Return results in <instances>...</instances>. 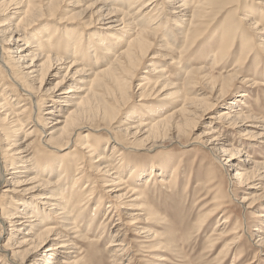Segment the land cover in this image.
Here are the masks:
<instances>
[{"label": "bare ground", "instance_id": "obj_1", "mask_svg": "<svg viewBox=\"0 0 264 264\" xmlns=\"http://www.w3.org/2000/svg\"><path fill=\"white\" fill-rule=\"evenodd\" d=\"M67 1L69 0H0V264L2 262L4 264H51L43 258L45 255L55 259L64 250L75 249L77 241L85 238V234L81 235L83 231L79 225L85 223L89 202L95 199L93 196L97 192L99 180H101L100 178L105 179L104 177H109L110 180L104 181L100 187L110 201L102 225L105 224L104 226H106L103 233L114 232L110 238V247L113 248V257L116 260L114 264H122L128 256L129 229L125 231L121 225L126 228L137 225L135 232L129 231V233L137 234L150 243V245L147 244L148 246H139V248L149 250L151 253V260L148 261V264H170L171 261L168 257L173 255L172 253L175 251L176 239L170 233L153 229L155 225L162 228L167 227L166 221L146 206L143 191L139 190V188L150 187V184H155V170L150 169L152 165L143 167L146 169L144 170L136 163L128 162L127 155L137 149H145L151 152L158 147L159 135L167 129L170 132L173 129L177 131V134L171 135L174 137L169 140L172 143H180L183 133L186 134L184 127L192 125L193 120L197 118L195 116L197 113L206 114L214 107L224 106L225 108L219 112L218 116L209 118L210 122L215 125L193 144L203 146L212 155L214 160L224 169L230 185H233L235 181L239 188L244 189L257 178L264 180V164L248 160V158L242 160L241 158L245 154L241 148L236 146L237 142L233 143L229 139H223V135L227 131L238 133V135L245 133L247 138L264 139V125L261 124L263 121L247 109L245 102V85L256 87L255 78L257 77V72L246 75L247 71L244 68L253 52L249 43L240 44L242 46L240 55L234 61L232 70L227 71L222 68L229 59L236 56L237 42L235 39L238 35L242 37L246 35L245 26L254 34L263 37L264 24L255 20L253 15L248 16L252 8L247 6L243 14L246 17L240 19L237 17L241 25L236 27L238 23L235 16L243 4L242 0H74L71 2L73 5H70L73 7H71L69 18L84 20L82 25L86 27L96 28L99 23L104 25V29H100L90 36L91 38L94 37L96 41L85 47L84 33L77 34L74 32L75 30L63 32L65 29H61L58 22L50 24L61 6ZM260 1L262 4H258L264 7V0ZM166 6L173 9L170 13L172 16L171 25L179 28L175 31V28L172 29L164 21L163 12ZM225 14L227 16H225L223 28L219 35L220 40L213 47L211 57L213 68H219L224 62L221 67L222 72L219 76H212V74L207 73V75L204 74L205 78H203L206 85H211L210 97L213 102L204 103L201 97L205 91H190L192 88H198L197 80L201 79L199 78L201 69L184 71V67H182L186 77L187 86H185L188 89L184 86L187 91L183 97L184 102L178 110L166 115L160 114L161 111L156 114L148 112V116H128L130 121L126 119L128 122L121 128H116L114 124L134 95L133 80L135 75L146 63L151 48L159 44L164 52H172L173 55H176L178 50H174L171 45L182 43V49L177 52V56L173 60L176 61L177 66H183L189 59V53H192V47L201 39L200 34L209 19L214 22ZM60 20L66 21V18L62 19L61 17ZM106 37H110V39H106ZM60 39H64L65 48H69L67 52H62L59 47H55L56 44L53 42ZM216 40L218 41V39ZM20 42H22L21 45ZM261 48L264 50V41ZM99 49L104 52L108 64L100 66ZM87 57L96 59V62L92 61V64H89ZM68 59L71 61L69 64ZM64 65L68 67L67 73L62 75L61 81L50 93H43V85L51 71L60 73L64 70L62 68ZM171 65L173 64L168 66ZM255 65L259 66L257 63ZM77 66H82V68L70 77V72ZM166 66L162 64L153 67L148 72L144 71L146 76L140 78L141 83L144 84L138 85L139 91L141 90L139 95L141 101L149 100L150 95L159 89H161V93L162 90L164 92L175 86L174 83L177 82H173L166 76ZM89 75L94 76V80L85 85L86 88H82L84 78ZM4 82L7 84L6 87H3ZM262 85L264 86V82ZM176 87L178 88V84ZM37 91L42 94L41 97H37ZM147 91H150L148 96ZM178 92L180 93V91ZM46 98L49 101H46ZM168 98L167 96L166 99ZM232 98L233 100L230 101ZM201 107L204 109L200 110ZM147 109L153 110L151 107ZM55 116L56 118H53ZM171 125L173 126L171 127ZM27 127L30 129L28 132H24L26 139L34 138L33 143L37 141L43 148H51L58 153L74 147L75 155L70 158L76 160L71 164H66L65 159H63L65 155H57L55 158L58 159V164L55 163V165L51 162L48 165L42 157L41 162L43 164L41 165L43 168L40 173L42 178H38V180L28 179L29 175H27L24 179V174H29L34 170L32 169V162L38 158H36V154L30 151L32 142L26 145L24 144L26 142L20 143L21 140L18 139L13 142L11 138L22 133L23 128ZM169 127L171 128L169 129ZM2 128H5L6 131L3 132L4 129L2 130ZM83 130L94 134L105 131L111 134L116 139L112 150L114 156L112 154L107 155L103 145L98 147L97 138L94 142H90L91 140L84 141L88 139V135L83 133V137L80 138V132ZM36 136L38 139L35 138ZM78 137L80 139H77ZM79 141L82 142L79 143ZM108 142H104L106 147ZM113 158L118 160L116 165L113 164ZM95 159H98L95 162L96 166H90V161L93 162ZM178 160L180 163L182 162V158H178ZM172 162L173 160L165 159L161 162L162 164H159L165 168ZM70 166H74L76 169L72 178L69 174ZM89 166V172H92V176L95 178H90L88 182L94 186L89 191L86 189L83 191L79 186L81 179L84 178V172ZM178 168L176 167L172 171L174 179H176L175 174L178 172ZM137 170L139 172L134 182L136 187H133L134 184L131 183L126 185L128 181L123 182L122 177L127 172L133 173ZM251 171H254L250 176L252 181L248 182L247 176L252 173ZM253 175L255 176L253 177ZM53 177L58 179L54 181ZM131 178L132 176L128 179L131 181ZM167 185L169 183L162 178L160 180L161 188L165 189ZM22 186H31V188L26 189L24 187L19 190ZM120 186L126 187L118 189ZM262 186L263 183L261 187L253 184L250 188L262 190V188L264 189ZM31 193L32 196L27 198V195ZM11 194L20 195V197L14 198L10 196ZM8 195L14 206L4 208L2 201ZM221 195L222 191L218 189L211 204L220 200L223 201ZM41 198L43 201L38 202V199ZM103 198L104 195L99 197L97 208L103 205ZM233 198H237L235 194ZM256 200L255 197L250 199L244 196L239 201L240 207L244 211L251 210L254 213L258 206L255 204ZM222 201L217 203L209 212L203 213L204 211L199 210L201 212L197 224L198 231H201L221 213L222 215L227 214L226 207L228 206ZM195 204L199 206L198 202ZM122 205L128 207H124L122 211L120 210ZM41 207L49 212L44 213L45 210ZM133 210H139L144 214L135 217ZM49 213L54 215V219H62V229L67 233L66 235L64 232L55 231L56 229L53 227H48L53 223L50 221ZM116 215L119 216L117 219L119 221L113 226L111 221L115 220L113 218ZM88 216H90V223L93 224L96 213L88 214ZM231 218L232 216H229L225 217L222 222L219 221L215 231L223 226L222 230L225 233L232 222ZM257 218L262 221L260 224L264 227V210L259 212ZM107 221L110 223L108 224ZM131 221L134 223L131 224ZM244 225L243 222L238 223L229 233L228 236L233 237L234 235L235 237L233 240L231 239V244L224 245L225 248L222 251L224 258L218 262V259L215 260L214 264H227L231 254H235L236 258L245 255L241 238L246 235L250 241H253L254 235L247 230L248 227L245 229ZM262 227L258 230V233L261 234H258V240H255L257 242L255 244L264 253V228ZM24 228L27 231L26 237L20 238L22 236L20 232L25 231ZM8 232L7 243L2 244L3 237ZM70 232L79 235V237L71 240ZM220 233L219 235H211L212 237L218 236V238L215 241L212 240L207 247L210 251L213 250V243L221 239L223 233ZM102 234L98 236L102 238ZM237 235L240 236L237 237ZM28 245L29 249L22 250ZM42 250H44V255L40 253ZM79 252L74 259L70 257L61 263L80 264L83 262L81 258L83 253L81 249ZM165 252H169L168 255H160V253ZM137 254L133 256L137 257ZM133 260L134 258H130V264L133 263ZM135 260L137 264L141 263V260H137V258ZM254 262L255 260L249 264Z\"/></svg>", "mask_w": 264, "mask_h": 264}, {"label": "rangeland", "instance_id": "obj_2", "mask_svg": "<svg viewBox=\"0 0 264 264\" xmlns=\"http://www.w3.org/2000/svg\"><path fill=\"white\" fill-rule=\"evenodd\" d=\"M69 1L63 4V6H61L55 19H53V21H50V24L52 22L54 23L58 22L59 23L58 25H60L61 29L62 28L65 29V31L63 32H69V31L73 32L75 30L74 32H76L77 34L84 33L85 39L83 40V42H84V46L86 47L87 45H89V43L96 41L94 37L91 38L90 36L93 35L95 32H98V30L100 31V29H104V25L103 23L101 24L99 23L96 26V28L86 27L85 25H82V23L85 22L84 20L79 21L78 19L69 18L70 11L72 10L71 7H73L70 5L71 4L73 5V3L71 2H73L74 0L72 1L69 0ZM242 1H243V4L241 5L240 9L237 10V13L235 16V19H237L236 21L238 23L236 24L237 25L236 27H240L238 25H241L240 24L241 22H238V20L242 17L243 18L246 17V16L244 17L243 14L245 13V8L247 6H251L252 8L251 12L248 13V16L250 17L251 15H253L255 17V20H259L260 22L264 24V7L258 4V3H261L262 1L260 0H242ZM65 10H66V13H65ZM172 11L173 9L168 8V6H166L163 12L164 14L163 16H165L164 21L166 22V24L172 27V29L175 28L174 29L175 31L179 28L173 27L171 25L172 16L170 13ZM225 16H227V14H225L223 17L216 19L214 22H212L211 19H209L207 24H205L204 30L200 34L201 39L199 41L197 39L198 42H196L195 45L191 49L192 53H189L188 55L189 59H187V63H186L187 65L184 64L183 66L182 65L177 66L176 61L173 60V58L177 56V52H179L182 49L181 48L183 45L182 43H178L177 45H171L173 46L174 50L176 51L178 50L176 52V55L175 54L173 55L172 52L171 53L164 52V50H162L161 45L159 44L157 46L154 45L153 48H151L150 56H148V59L145 61L146 63L139 69V71H137L135 75V78L133 80L134 95L131 98L130 103L126 106V109L123 110L121 114L119 115L117 119L118 121L114 124L116 128L119 129L122 127V125L128 122V120L130 121V118L128 116H132V117L137 116V115L138 116H148L150 112L156 114L161 111L162 112L160 114L166 115L174 110H178V108L181 107L180 105H182L184 102L183 97L185 96L186 91L188 89L186 87L187 86L186 77L183 74L185 73L184 71L188 69H191V70L201 69L200 71L201 75L199 76V78L201 79L197 80L198 88H192L190 91L191 92H194L197 90L205 91L203 97H201L204 103L210 104L213 102L210 97V93H211L210 86L211 85L210 84L206 85L203 78H205L204 74L207 75V73L212 74V76H219L220 73L222 72L221 67L224 64V62L221 64L219 68H215V67L213 68L211 57L213 54L212 51L214 50L213 47H215V44L217 45L220 40L219 35L223 28ZM61 17L62 19L66 18V21L65 20L61 21L60 20ZM71 19L75 21L73 22V20ZM248 29L249 28L245 26L246 35L243 37L238 35V37H236L235 39V42H237V45L235 48L236 56L234 58L229 59V61L222 68L227 71L232 70L234 61H236L239 58L238 55H240V49L242 47L240 44L249 43V47L250 49H253V52L250 54L247 62L245 63L244 68H245V71H247L246 75H252L257 72V77L255 78L256 87L254 86L252 87V85L250 86L247 84L245 85V88H244L245 93H246L245 102L248 107L247 109L251 113L256 115L257 118L261 119V121H263V123L261 124L264 125V86L262 85L264 82V50H262L261 48V45L263 44V41H264V35L263 37L258 36L254 34L252 30L250 29L248 30ZM106 39H110V37H106ZM216 39H218V41ZM53 43H55L56 44L55 47H59L62 50V52H67L69 49V48L67 49L65 48L64 39L55 40V42ZM21 44L22 42H20V45ZM98 51H99L98 53H99L100 61L102 62V63L100 62V66L108 64V61H106L105 56L103 54L104 52H102L100 49ZM158 53H160L161 55ZM87 58H88L87 61H89L88 62L89 64L92 61L96 62V59L94 60L92 59V57H87ZM69 61L70 60L68 59L67 60L68 64L71 62ZM168 63L173 64V65L168 66L169 65ZM255 63L259 64V66L257 67ZM149 64L151 67L149 66ZM162 64L167 65L166 66V69H167L166 76L169 77L170 80H172L173 82H177V83H174L175 86H173V88H168V90L164 92L162 90L161 93H160L161 89H159V91L157 92L155 91L156 95H155V92L150 95L151 98L149 97L148 98L149 100L141 101L139 97L141 90L139 91V88H138V85L142 82L140 81V78L144 77V75L146 76L144 71L148 72L153 67L161 66ZM78 67L80 66L75 67L74 68L75 70L72 69V71L70 72L71 73L70 77L72 75H75L76 71L77 70L79 71L82 68L81 66L79 69H77ZM182 67H184V71ZM62 68L64 70H62V72L60 73H55L56 71L54 72V70L51 71V73L49 74V76L47 77L43 85V88H42L43 93L44 92L50 93V91H52L56 87L57 83L61 81L62 77L67 73L68 67L64 65L62 66ZM93 80H94V76L93 77L92 75L86 76L84 78V83H83L84 85H82V88H86L85 85H87L88 83H91V81ZM179 83L180 84L182 83V84L180 85ZM141 84H144V83H141ZM177 84H178V88L176 87ZM6 86L7 84L6 82H4L3 87H6ZM181 87L182 89L184 88L185 90L183 89L184 90L183 91ZM178 91H180V93ZM149 93L150 91L146 92L147 96L149 95ZM36 94H37V97H41L42 95L38 91L36 92ZM167 96L169 98L171 96V99L169 98L166 99ZM178 97L181 98L182 100L179 99ZM232 100L233 98L230 99V101ZM46 101H49V99L46 98ZM146 106L147 108L149 107L153 108V110L155 111L148 110ZM224 108H225L224 106H218V107H214L213 110L207 112L206 114L197 113L195 115L197 116V118L193 120L192 125H188L184 127V132L186 134L183 133V137L180 138V143H176V142L172 143L169 140L171 137H174L171 135L177 134V131L173 129L170 132L166 128L167 130L162 131V133L159 135L158 140L160 142L157 148L153 149L151 152H148V150H145V149H137V150L132 151V153L130 152L131 154L127 155L126 159L128 160V162H131L134 164L136 163L137 166L142 167V169L144 170L146 169L143 167L152 165L150 169L153 168L155 170L154 171L155 177H156L154 179L155 184H150L151 185L150 187L139 188V190L143 191V197H145L144 203L146 204V206H148V208L153 213H155L157 216L161 217L162 219L166 221L167 227L162 228L154 224L155 226L153 227V229L162 230L165 233H170L176 239L175 251L172 253L173 255L168 257L171 261L170 264H214L215 260L218 259L217 262L222 260L224 258V255L222 253L223 249L225 248L226 245L231 244V241L235 237L234 235L233 237L228 236V235L229 233H231V231H233V229L237 226V224L238 223L240 224L241 222L245 224L244 225L245 229L246 227H248L247 230H249L252 233V235H254L253 241H250V239L246 235L244 237L242 236L241 242L243 243L242 245H243V248L245 249V255L242 257L236 258L235 254H231V256L229 257L227 261V264H249L253 260H255L253 264H264V253H262V251L260 250V247L255 244L257 243L256 241L258 240V237H257L258 234H261V233H258V230L262 227L260 224L262 223V221L258 219L257 216L259 212H261V210H264V189L262 188V190H253L250 188L251 185L253 184H255L258 187H261V184L263 183V186H264V180H259L257 178L255 181L252 182V184H250L248 187H245L244 189L239 188L238 183H236L235 181L233 182V185H230L227 174L224 172V169L214 160L212 155L205 148H203V146H197L193 144L194 141H197L198 139H200L205 132H208L209 129L215 125L214 123L210 122L209 118L211 116H216V115L218 116L219 112H221V110H223ZM199 109L203 110L204 107H201ZM53 118H56V116ZM172 126L173 125H171V127ZM171 127H169V129ZM29 129L30 127L23 128L22 130L23 132L16 136H13L11 138V141L14 142L15 140L18 139V140H21L20 143L26 142L24 143L26 145L30 144V142L33 143L34 138L26 139V135H24V132H28ZM2 130L3 132L6 131L5 128H2ZM80 133H81V135H79L80 138L83 137V134L88 135V139H85L84 141L91 140L90 142L92 141L94 142V140L97 138L96 141H98L99 143L98 147L100 148L103 145V148H106L104 150L107 151L106 152L107 155L110 156L113 153L112 150H113L114 142L116 141V139H114V137L111 134L107 133L106 131L100 134H94V133L88 132L87 130H83ZM224 134L225 135H223V139H229L233 143L237 142L236 146H238L239 148L243 150V154H245V156L241 158L242 160H244L245 158H248V160H252L254 162L264 164V139L263 138H259V139L247 138L245 136V133L244 134L241 133L238 135V133H233V132H228V131L225 132ZM37 137L38 136H36L35 138ZM79 137L77 139H80ZM80 142L82 141H79V143ZM104 142H108L107 147H106V144H104ZM125 145H129V144H125ZM119 147L120 146H118V148ZM30 151L36 154L37 155L36 158L38 159H34V161L32 162L33 164L32 169L34 170L31 171L29 174H24L23 175L24 179L27 177V175H29L28 179L33 178V179L38 180V178L39 179L42 178V176L40 175L42 168H43V165H41L43 164V162H41L42 157H43V161L45 160V162L48 165H50L51 162L53 164L55 163L58 164L57 162L58 159L55 158L57 157V155H65V158L63 159H65L66 164H71L76 160L75 158L74 159L70 158L75 155L74 147H72L70 150H66L63 152L61 151L58 153L51 148H45V147L43 148V146H41V144L36 141L32 144ZM118 154L116 155L118 156ZM112 155L114 156V154ZM178 158L180 159L182 158L181 163L179 162ZM165 159L173 160V162L169 164L167 167L163 168L159 163H161ZM97 160L98 159H95L93 162L90 161V164H91L90 166H93V167L96 166L95 162ZM112 161L114 165L118 163V160H115L114 158L112 159ZM90 166L87 167V170H85L84 178L81 179V183L79 186V188H81V190L83 191L85 189L89 191L94 186L91 182H88L90 178L92 179L95 178L94 176H92V172H89ZM176 167L177 168L179 167V168H178V172L175 174L176 179H174L172 176V171ZM147 170L149 169L147 168ZM74 171L76 172L75 167L70 166L69 174L71 178L72 176L75 175ZM138 172L139 170L133 173H129V172L125 173V175L122 177L123 182L128 181L126 185H130L131 183V184H134L133 187L134 186L136 187V184L134 182L136 181ZM251 172L252 173L247 176V179L249 180L248 182L252 181L251 180L252 177L250 176L253 174L254 171H251ZM260 172H263V170H260ZM130 176H132L131 181L128 179L130 178ZM254 176L255 175H253V177ZM104 178L105 179L100 178L101 180H99L100 181L99 186L96 189L97 192H95V196H93L95 199L89 202V210L87 212V219H85L86 220L85 223L83 224L81 223L79 225L81 231H83V233L81 232L82 233L81 235L85 234L86 239L85 238L80 239L79 241H77V247L75 249L64 250V252H62L60 256H58L55 259H51L50 257L45 255L43 258L47 260V262H50L51 264H62L61 262L63 260H66V259L68 260V258L70 257L74 259V257L77 256L79 249H81V252L83 253L81 258L83 259V262H84V263L81 262L80 264H114L116 262V260H114V257H113V254H114L113 248L110 247V241H111L110 238L112 237V235H114V232L107 231L106 232L107 234L103 233L106 226H104L105 224L102 225V221L103 219L106 218V211H107L106 208L108 207L109 201H110V199H108L107 196L102 192V189L100 187L104 181L110 180L109 177H104ZM162 178L165 179L169 183V185H167L165 189H162L160 186V180H162ZM53 179L54 181H56L58 178L53 177ZM147 180H150V179H147ZM71 181L73 182V180ZM24 187L26 189L31 188V186H24ZM24 187L22 186V188H20L19 190H22ZM124 187L126 186H120L118 189H123ZM218 189L222 191L221 196L223 197V201L220 200L217 203H220L222 201L225 203L226 206H228L226 207L227 214L222 215L221 213L215 219H213V221H211V223H209L206 227H203L201 231H198L197 224H198V218H199L200 212L204 211L203 213H206L215 207L217 203H214V204H211V203L213 202V199ZM123 192H126V191H123ZM234 194L237 197L236 199L233 198ZM101 195H104L103 205L97 208L98 200ZM10 196L14 198L20 197V195H13V194H11ZM10 196L9 195L6 196L4 200L2 201V203L4 204L3 205L4 208L14 206L13 201L10 200L9 198ZM31 196H32V193L27 195V198ZM244 196L250 199H252L253 197L257 199L255 204L256 206L257 205L258 206L254 210L255 211L254 213H252L251 210L244 211V209L240 207L239 201H241L242 197ZM194 200H197L199 206H196L195 203L197 202H194ZM41 201H43L42 198L38 199V202H41ZM124 207L126 208L128 206L122 205L121 206L122 209L120 208V210L123 211ZM41 209H44V208L41 207ZM44 210H45L44 213L49 212L46 209ZM132 212L135 215V217H137V215L142 216L144 214V212H141L139 210H133ZM93 213H96V217H95V221L93 222V224H91L90 216H88V214L91 215ZM229 216H232L231 218L232 222L229 228L227 229V231L225 230L226 232L223 233V230H222L223 226H221L220 229L217 228V230L215 231L217 224H219V221L222 222L225 217H229ZM49 218H50V221L53 222L51 225L48 226L49 228L53 227L56 229L55 231L57 232H60V231L64 232V230L62 229L63 227V224L61 221L62 219L60 220L59 218L54 219V215H50V213H49ZM118 218L119 216L116 215L113 218L115 220L111 221L113 226L116 223H118L119 221L117 220ZM133 223L134 222L131 221V224ZM121 226H122V229H125V231L129 229L128 230V242H127V244H129L128 256L125 258L122 264H130V258H134L132 264H137L135 262L136 261L135 258H137V260H141V263L139 264H148V261L151 260L150 259L151 253L149 252V250L139 248V246H143V247L148 246L147 244L150 245V243H148L146 239L140 238V236H138L137 234L134 235V234L129 233V231L130 232L132 231L134 233L137 225L128 226L127 228L124 225H121ZM140 226H142V224H140ZM23 230H25V228ZM26 232H27L26 230L21 231L20 233L22 234V236H20V238L26 237L25 235ZM220 232L223 233L221 236V239L213 243L214 244V247L212 248L213 250L210 251L207 247L211 244L212 240L215 241L218 238V236L212 237L211 235L213 234L219 235ZM70 233L71 234L69 236L71 237V240L72 239L74 240L75 237H79V235L77 234L75 235L72 232ZM64 234L66 235L67 233L64 232ZM101 234H102V238L98 236ZM240 235H237V237ZM8 238H9V232L4 235L2 244L7 243ZM28 247L29 245L26 246L22 250H27ZM69 252L71 254H68ZM40 253L41 255H44V250H42ZM136 253H138L137 254L138 256L134 257L133 255ZM168 253L169 252L160 253V255L162 254L163 256H165V255H168ZM1 264H4V262H2Z\"/></svg>", "mask_w": 264, "mask_h": 264}]
</instances>
